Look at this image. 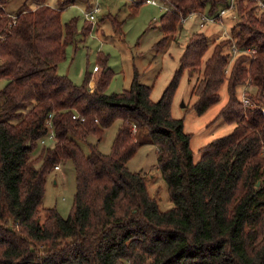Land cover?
<instances>
[{"label": "trees", "instance_id": "trees-1", "mask_svg": "<svg viewBox=\"0 0 264 264\" xmlns=\"http://www.w3.org/2000/svg\"><path fill=\"white\" fill-rule=\"evenodd\" d=\"M7 1L0 0V79L7 80L0 88V264H264V0H235L239 19L231 37L211 43L195 31L156 101L137 70L130 87L108 93L115 72L101 51L82 83L59 72L68 45L77 48L94 28L89 19L81 30L78 17L62 21L63 9L77 0L57 6L36 0L33 7L25 0L18 14L6 11ZM83 1L89 10L93 0ZM162 1L168 8L157 50L192 11L215 14L230 6V0ZM140 2L131 4L133 12ZM109 17L122 34V21ZM234 45L240 52L231 61ZM185 71L190 79L197 75L191 93L200 114L227 83L229 98L217 118L234 124L197 161L191 134L172 111ZM249 85L256 87L247 91L255 105L244 106L237 92ZM117 120L104 152L98 141ZM140 127L157 145L169 209L160 208L146 175L128 166L141 145ZM50 132L53 145L41 144ZM90 135L97 142L85 153L80 141ZM65 160L76 174L68 216L42 206L47 176Z\"/></svg>", "mask_w": 264, "mask_h": 264}, {"label": "rangeland", "instance_id": "rangeland-1", "mask_svg": "<svg viewBox=\"0 0 264 264\" xmlns=\"http://www.w3.org/2000/svg\"><path fill=\"white\" fill-rule=\"evenodd\" d=\"M47 1L52 6L58 5V0ZM96 1L92 2L96 3ZM136 1L141 2L137 10L133 12L130 6ZM24 2L25 0H8L5 9L11 14H18L24 9ZM98 2L100 11L96 13V19L93 21L92 33L83 42H79L77 48L74 44L68 45L67 56L59 64V72L67 74L76 83H82L85 71L94 70L97 53L101 51L109 56L108 64L115 72L106 90L108 93L130 87L135 70H137L140 80L153 86L151 98L155 101L160 98L173 77L179 66L185 44L195 31L202 30L207 33L211 43L214 38L219 42L224 37H231L230 29L239 19V15L233 11L234 8L229 9L223 15V21L207 22L204 26L200 25L201 15H195L186 21H181L182 26H179L180 28L173 34H168L170 37L165 47L157 50L156 42L164 36L160 17L168 8L165 2L162 0H154L151 3L146 0H98ZM36 4V0L28 1L29 6L33 7ZM86 10L84 1L77 0L63 9L62 21L67 22L72 17H78L81 30L87 19ZM109 15H115L118 21H122L120 26L122 34L115 29V24ZM239 52L233 51L231 61L237 57ZM196 78V74L190 79L188 72H184L172 110L175 117L183 118L184 130L191 134L190 145L195 161L200 159L203 147L208 142L228 134L234 127V124L217 118L220 109L229 98L227 83L220 89V100L200 114L192 106L196 96L191 93V88ZM6 82V79H0V88ZM255 90V86L249 85L238 90L237 93L242 97L243 91L254 92ZM262 108L264 110V106ZM119 124L120 120L115 121L106 130L102 140L98 141V147L102 151H110ZM135 133L141 145L128 161V166L131 170L140 171L146 175L149 191L157 197L160 208L169 209L173 206V202L169 197L167 183L157 166V145L151 140L146 128L140 127ZM89 142H97L96 137L90 135L88 141H80L85 153L90 152ZM44 143L48 146L53 145L54 135L51 132L44 142L41 140V144ZM75 190L76 174L73 162L71 160L62 161L60 167L53 168L47 176L46 193L42 206L56 207L63 216H68L72 209Z\"/></svg>", "mask_w": 264, "mask_h": 264}, {"label": "built area", "instance_id": "built-area-1", "mask_svg": "<svg viewBox=\"0 0 264 264\" xmlns=\"http://www.w3.org/2000/svg\"><path fill=\"white\" fill-rule=\"evenodd\" d=\"M147 2H154V0H146ZM98 0L96 1V3H93V6L89 9L86 10V18L89 20L94 21L96 19V13L100 11V5L98 4ZM234 4H235V0H230V6L228 8H223L220 9L219 12L215 13V14H208V13H203V12H195L192 11L191 13H189L186 17H183L182 21H186L188 18L193 17L195 15L200 14V25L204 26L207 22L208 23H212V22H216L217 20L219 21H223V15L229 10L234 8ZM218 23V22H217ZM222 23V22H219ZM234 52H238L239 49L234 45ZM247 52H252L255 51V49L253 48H247L246 49ZM97 69V66H94V70ZM244 106H251V105H255L252 102V99L249 97V94L246 91H243L242 97H241ZM77 114H74L73 117L76 118ZM82 120H84V117H82ZM49 125L51 126L52 124L49 123ZM60 165H56V168H59Z\"/></svg>", "mask_w": 264, "mask_h": 264}, {"label": "crops", "instance_id": "crops-1", "mask_svg": "<svg viewBox=\"0 0 264 264\" xmlns=\"http://www.w3.org/2000/svg\"><path fill=\"white\" fill-rule=\"evenodd\" d=\"M93 3V2H92Z\"/></svg>", "mask_w": 264, "mask_h": 264}]
</instances>
